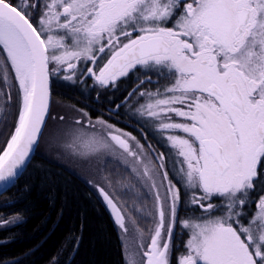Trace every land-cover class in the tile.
I'll use <instances>...</instances> for the list:
<instances>
[{"label": "snow or ice", "instance_id": "6c2138e0", "mask_svg": "<svg viewBox=\"0 0 264 264\" xmlns=\"http://www.w3.org/2000/svg\"><path fill=\"white\" fill-rule=\"evenodd\" d=\"M53 77L117 110L138 96L134 114L162 142L145 147L75 107L52 117L50 144L129 174L116 184L133 193L131 208L108 176L95 185L123 234L124 264H264V0H0V189L48 178L35 158ZM153 77L155 90L142 88Z\"/></svg>", "mask_w": 264, "mask_h": 264}, {"label": "trees", "instance_id": "16d2710c", "mask_svg": "<svg viewBox=\"0 0 264 264\" xmlns=\"http://www.w3.org/2000/svg\"><path fill=\"white\" fill-rule=\"evenodd\" d=\"M136 76L133 73L120 81L111 97L117 104L136 87ZM166 83L159 81L161 86ZM156 87L155 77L152 84L142 86L151 90ZM51 92V113L56 98H64L79 109L90 111L93 117L102 114L110 123L138 137L146 147L152 144L158 152L164 150L162 142L157 143L158 137L153 128L134 114L132 105L138 107V99L140 103L144 102L138 96L117 110L107 100L97 102L95 93L88 97L85 90L82 96L78 89L65 86L62 80L55 77L52 78ZM12 119L14 116L10 121ZM35 159L42 163L47 180L34 181L25 176L20 180L18 189H8L3 194L9 196L8 206L0 208L21 219L0 227V264H124L119 229L96 190L63 163L43 154ZM26 183L32 185L30 190L25 188ZM115 189L121 188L116 184ZM127 194L129 199H126V204L131 208L134 196L130 191ZM147 203L151 208V202ZM182 213L187 214L182 209L180 217ZM186 238L177 226L176 242L181 248Z\"/></svg>", "mask_w": 264, "mask_h": 264}, {"label": "rangeland", "instance_id": "374dc122", "mask_svg": "<svg viewBox=\"0 0 264 264\" xmlns=\"http://www.w3.org/2000/svg\"><path fill=\"white\" fill-rule=\"evenodd\" d=\"M54 103H55L54 109L50 115V119H49V122L47 124V127L45 128L44 138H42L41 142H40V150H39L40 153L43 155H47V156L51 157V159H54L60 163H63L65 166L69 167L74 172L79 174L88 183L90 181L91 183H89V184L96 190V192L98 194H99V192L95 188V185H102V186H105L107 188L108 187L107 182L105 181V179L103 177L108 176L111 179V181L113 182V188H114V189L109 188L108 190L110 192L115 191L118 194V196L120 197L119 201L122 203H126V199H129V195L127 194V190L126 189H123V190H121V189L116 190L115 189L116 178H118V180L127 179L129 176V174L124 171V168L122 165H118L114 161H111L105 165L99 164L96 160L84 161V160H81L79 158H75V157H72L70 155L63 153L61 148L57 147L55 144H50L48 142L49 133H50V131H52L56 128V123H57L54 119H52V117H56L59 115H65V116H68L71 118V117H74L77 115V113L72 110L73 107H75L76 109H79L77 105L68 103L64 98H59V99L56 98ZM124 131L129 132L127 130H124ZM129 133H131V132H129ZM137 139H139V138L137 137ZM8 198H9L8 195L7 196L1 195L0 207L2 205H4L5 202L8 203V201H9ZM122 198H124L125 200ZM3 210H5V209L0 208V222L6 221V220L10 221V220H13L14 217L18 216L15 214H9ZM186 213L187 214L182 213L183 215H181V218L190 217L192 215L191 211H187ZM197 215H199V213H197ZM136 219H137V224L139 225L140 228L148 229L149 227H151L150 223L146 219L139 218L138 214H136ZM8 225H10V224H8ZM177 226H179V225H177ZM0 227H2V226H0ZM129 227H130V229H132L133 226L129 225ZM119 232H120V236H121V240H122L123 234H122L120 229H119Z\"/></svg>", "mask_w": 264, "mask_h": 264}, {"label": "water", "instance_id": "95a60500", "mask_svg": "<svg viewBox=\"0 0 264 264\" xmlns=\"http://www.w3.org/2000/svg\"><path fill=\"white\" fill-rule=\"evenodd\" d=\"M52 85V83H51ZM51 98H52V92H51ZM8 189H0V196L3 195Z\"/></svg>", "mask_w": 264, "mask_h": 264}]
</instances>
